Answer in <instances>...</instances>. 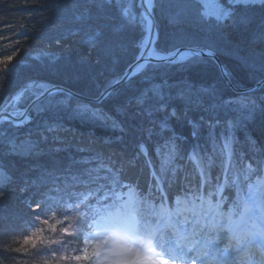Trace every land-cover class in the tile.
<instances>
[{
	"label": "rangeland",
	"instance_id": "374dc122",
	"mask_svg": "<svg viewBox=\"0 0 264 264\" xmlns=\"http://www.w3.org/2000/svg\"><path fill=\"white\" fill-rule=\"evenodd\" d=\"M159 1L160 0L154 2L159 4L160 3ZM195 1L199 4L200 7L199 11L201 14V17H197L196 19L194 18L195 16H191L193 12H195V8H198ZM134 3H135V10L133 7V3H131L132 7L128 11H131L135 15L134 18L135 17L137 18L138 28L135 31H129V32L128 30L120 31L121 33L118 32V35L115 36L109 35L110 38L108 39L107 42H105L103 36L105 35L106 30L100 27H97L96 29L93 30L89 29L88 36L91 35V37H89L90 38L89 41H93L94 46L99 44V49L97 50V52L93 54V51H89V53H91V56L86 61H82L80 59L78 60L73 59L74 61L72 60L71 64H69V66L66 67L65 73L63 72L64 74L61 77L62 79L57 80L58 83L56 82V84L44 86V84H41L40 82L30 81L29 83H27L25 86L22 87L19 86L16 82L12 81L11 84L10 83L8 84L10 91L3 93L4 97L2 98V100H0V108H4L6 105H8V102L20 90L29 87H30L29 92H34V90L36 92L39 90L42 91V92L40 91V94H38L37 97L43 95V93H45V91L50 86L56 87V85H58L65 88H69L73 90L75 93H79L82 97L85 98L90 96L89 93H91V97L92 96L94 97L95 95V97L98 98L100 93H102V91H105L111 85L116 84L120 80V78L126 73L128 68H130L131 65L135 63L143 53H145L147 57L164 56V58H170L178 48L198 47L204 50L208 49L214 52V50L212 49L214 46L217 47L216 50H220V52H223V50L221 49H223L224 45L227 43L223 42L222 38L217 36L216 27L217 26L221 27L220 23L224 22V20H226V18L229 15H231V13H233L234 10H232V8L236 7L237 5L251 4L258 6V5H263L264 0H194L193 2L189 0V2L184 3L182 6L178 4H173L171 6L165 4L164 6L165 8L164 7L147 8L149 9V12L153 16V17L150 16L152 17V20L146 14L147 9L143 10V8L140 7V10L136 11L137 3L135 0ZM176 7L179 10L176 11ZM120 11H121L120 12L121 15L124 16L125 18L126 17L130 18L132 16V14H130L128 11H124V9ZM199 31L200 33L207 34L208 37L207 36L205 38L200 37ZM209 32H211L212 34H209ZM112 39H116V40H114V42H111ZM240 41L241 40H239L236 44L240 43ZM37 57L38 56H35L36 59ZM195 57L197 56L184 54V56L174 58V60L168 62H163V63L149 62L146 64L147 67L143 68L142 71L133 74L131 78L128 79L127 82L122 83L123 85L122 84L120 85L121 88L120 86L116 87L117 89L113 88V90H111V92L108 95L102 97V99L100 100V104L103 103V101L105 100H107V102L109 103H112L111 107H107L106 112L107 111H109L110 113L115 112L116 116L117 115L121 116L123 113V118L125 121H133V119H135L133 114L135 113H142L144 111H148L147 113L149 114L148 115L149 117L146 115V117L143 120L144 123L142 122V120H137V123L140 124L139 121H141L144 125L145 123H147L148 120H151L150 119L151 112H149L150 110H159L161 108L168 107L171 105L173 107H176V104L178 103L177 98H179L180 96L192 95L200 99L201 105L198 107H189L187 109L184 107L181 108L182 112L184 111L187 112V116L185 117L183 116L182 117L183 119L178 120L180 128L188 129L189 128L187 127L188 125L193 127L191 128L192 130H189L187 134L185 133L186 132L185 130H180L178 127L171 125L174 122V118H176V116H178L179 112L181 111L178 109H176L175 111L173 110L166 111L165 117L163 119L164 120L163 128L164 130L167 129L166 131L168 132L163 133L162 135L160 134V132L159 133H153L151 131L146 132V136L153 135L154 139L153 138L152 139L153 142L156 143L155 146L160 147L162 145L164 146L165 149L168 148L167 149L168 151H171L172 153L175 154L174 159L167 164L168 168L166 167V169L165 168L157 169L156 174L162 177V179L166 181V186H167V183L171 182V168L176 165L180 166V169H178V177L179 178L187 177L186 180L187 188H185V191L187 192L183 193L182 195L185 196L184 201L191 202L188 204L189 208L193 207L194 205H198L200 203L198 197L205 196L206 188L208 187L210 188V185L208 183H206L203 180H200L199 178L195 181L192 180V176L194 175L192 173V167L194 166V168H196L197 170V167L201 165H198L199 163L196 161L200 158L203 159V157H205V155L208 153L205 152L206 150L204 148L201 149L199 148V145L201 143H203L205 146L206 144L211 142V144L213 145V149L211 148L212 150L209 148L210 149L209 156L214 157V161L212 160L209 166H207L206 168L204 167L206 169L205 173H207L208 176L212 177L213 174H215L214 172H217L216 169H220L222 171V176H221V180L219 181L221 182L222 180H227L228 186L232 191L235 189L236 185L233 183V177L231 180L228 178L229 175L228 172H230L231 165L233 164L234 161L233 160L234 151L232 150L235 147V142L236 141L239 142L240 146L243 145L244 142H248V144L244 145L247 146V148H245L244 151L241 150V152L243 151V153H239V157L235 158L237 161V165L233 169L234 170L233 172H235L237 168H239V164L243 166V162L245 160H254V159L257 160L264 158V147H262L264 142L259 143V140L255 141L254 139L255 135L262 134L261 137H264V91H262V88L264 89V81H263L264 76L247 86H243L242 84L238 85L236 81L239 82V80H234L228 75L230 77L228 79L230 81L228 82L227 78H223V76L220 74L226 71L225 65L222 66L219 65L218 69L219 68L220 69L219 70L217 69L218 72H216L209 65V62L203 61L201 63L198 62V65H202L205 68L207 66H210L213 72L212 71L211 73L208 71L202 72L204 73V75L197 74L196 72L194 73L196 75H191L190 77V73H188L186 70L187 69L189 70L190 68H192V66L191 67L189 66L187 68V65L190 64ZM200 58H208L209 60L213 61V58H211L210 56L200 57ZM14 65L15 64L12 62V64L9 66L8 71L11 70L14 67ZM155 65H162V66H158L159 68L157 69ZM191 65H195V64L192 63ZM155 69L158 71V73L165 72L169 76L164 77V79L163 77L159 78L161 74L160 75L155 74ZM219 75L222 76L224 80V85H225L224 87L227 86L228 89L230 88V91H234L233 92L234 98L232 100L230 99L219 100L216 101L215 104L210 105V100H209L210 98H206L209 91L206 92L205 87L209 86L210 92L215 91L218 88V83H220L219 81H221ZM17 77L15 76V78ZM137 77L141 80L143 79L141 83V85H143L144 87L143 93L141 94L139 92L140 90L137 89L132 90V92L129 93V91H127V86H129L131 80ZM165 79L169 81H174L175 79H179L180 80L179 88L181 89L175 92V94L173 93L170 95L166 94L164 92L165 89H162L161 87V85L165 83ZM184 79L186 80L182 81ZM198 82L201 83V87H203V90L200 93L196 92L193 88H190L193 87V85L199 86ZM6 83L7 82H4V84ZM258 83H261L262 85L258 86ZM77 88H81L86 93L80 91L77 92L76 91ZM251 89H259L258 91H262V92L258 93L256 96H252L251 98L246 95L247 93H251L247 91ZM29 92L26 93L27 96H29L28 95ZM226 92L229 91L226 90ZM56 93L64 94L65 92L56 91ZM56 93L48 94L45 96V98L52 95H56ZM143 94L147 96L142 97L141 95ZM69 95L74 97L71 94ZM24 96L20 100H23ZM45 98L36 101L35 104L32 105V107H29L30 110H28L26 116L29 117L30 114H32L33 112L32 110H35L36 104L39 103L40 101L45 100ZM76 99L88 103V101H86L85 99H81L79 97ZM67 101L60 100L56 103H58L57 106L66 107L65 103H67ZM19 107L20 108L17 107L16 109H23V107L21 106ZM210 107H213L214 111L213 108ZM221 107L226 108L224 110V113L226 115L230 114V117L235 118L234 126L231 127L228 124L227 126L222 124L221 125L222 129L220 128L219 123L221 122V120L219 119V116L220 114H224L221 111L222 109ZM51 108H56V105L51 106ZM119 109L122 112L121 114L118 113ZM0 112L3 113L4 111H0ZM22 112L24 113L25 110ZM92 114H94L93 117L95 116L97 117L95 106L94 109L92 110ZM160 114H162V112ZM89 119L90 118H87V116H85V114L82 113L79 114L78 116L77 115L70 116L66 121H68V123H73L74 121L76 122L81 121L82 123L79 124L80 125L83 124L81 126H84V128L90 134L94 135L95 137L93 139L95 140L94 144L99 147L104 146L101 149H103V152L105 151L107 152L108 149L106 148L105 143L110 144L111 142V135H110L111 130H109L108 122L104 118H102V116L98 117L96 120L97 125L95 128V132L92 133L91 130L89 129V125L93 120L91 121V119L90 120ZM63 120H65V118H62V121L59 123L65 124V121ZM199 120H202V122L198 123ZM242 123H245L247 128H249V130H246L245 126H242L240 128V125H242ZM123 127H127L128 130H130L131 138H133V136H139L138 137L139 139L138 138L137 139L139 141L140 146L138 147H140V151L139 148L138 151L146 156L148 152V146L142 141L144 140L145 137V133L142 131V127L136 129L134 128L136 126H133L132 122L128 123V125H123ZM134 130H137L138 132H135ZM61 132H63V134H65V136L68 137V139L69 136L79 134L78 128L75 126H69L68 130L64 129L60 131V133ZM116 132H118V129H116ZM117 135L118 133H115V136ZM140 136H141V140H140ZM155 136L157 137L156 139ZM64 138H60V140H63ZM68 141L66 145L70 146V144L72 143L70 142L68 144ZM216 143H220L219 147L222 145L220 150L216 149L217 148L215 147ZM141 145L146 146V153L141 151ZM225 145H228L229 147L226 148ZM252 147H258L261 149V151L253 152L251 150ZM235 149L237 153L239 150H237V148ZM96 153L98 152L96 151ZM221 154L224 155V158L222 159L217 158V157H221L222 156ZM119 156L120 159L115 164V166L123 165L124 168L127 169L126 171L127 174H129L128 172L129 170H131L132 173L130 175L138 178L142 186L148 187L151 184L156 183V180H154V178H150L149 174H148L149 176L148 178L145 177L142 179L141 177L143 176L138 172H136L138 167L137 164L136 163L134 164V162H130L128 156L125 155L124 156L119 155ZM136 162L139 165L140 163H142V160ZM89 163L90 161L88 160V158L83 156L81 157V159H75L73 161H70V163H68L67 161V166L70 167L69 169L74 170L75 168L74 164H76L78 169H83L90 167ZM96 163L97 160L93 162V164ZM150 164L153 163L151 162ZM202 166H204V164H202ZM219 175L220 174L218 173L215 174L214 175L215 178H213L212 180L215 179L214 181H218ZM255 175L256 174H252V176H250V179H254ZM184 183L185 181L178 179L175 187L173 189H170V193L171 191L179 190L181 187H184ZM260 189H261L260 186L254 184L253 188L246 192V199L248 200V202L251 201V199L253 198L254 200L253 204L256 199V203L264 205V200H262ZM262 191H264V189ZM165 196L167 197L168 194L165 193ZM232 196L233 193L231 196L228 197L229 203L223 204L222 207L224 211L230 209L229 204L232 201ZM214 200H217V197ZM169 203L171 204L173 210L177 207L176 203H173L171 198H169ZM253 204L251 205L253 206ZM225 206H228V208H226ZM242 211H243L242 207L240 206L236 207V215H235L236 223L230 229H228V231L221 234V239L218 242H214L210 245V249H214V252H218L219 254H222L220 258L225 261V264H230L234 260L233 257H235L237 254L239 243H237L235 248H232L225 253L223 248L224 238L229 234L232 237H234V239L236 238V236H239L242 239V243H244L242 247L244 246L247 247L250 242V233L255 231L254 224H255L256 215L254 214L257 212V205H254L253 210L249 213L244 214L243 218L241 219L240 214ZM192 219L194 220L195 218L193 217ZM184 226H186L187 229L192 227L191 223L185 224ZM204 231H207V228H204L202 230L201 233L202 236ZM235 241L238 240L236 239ZM240 256L243 257V254Z\"/></svg>",
	"mask_w": 264,
	"mask_h": 264
},
{
	"label": "trees",
	"instance_id": "16d2710c",
	"mask_svg": "<svg viewBox=\"0 0 264 264\" xmlns=\"http://www.w3.org/2000/svg\"><path fill=\"white\" fill-rule=\"evenodd\" d=\"M39 1L40 0H0V37L7 35L10 40L19 41V43H16L14 48L10 50L19 51V55L12 61L16 66L14 65L11 70L7 71L3 78H0V100L4 97V92L10 91L8 84H11L12 81L22 87L30 81L40 82L41 84H44V86L53 85L56 84V82L58 83L57 80L62 79L61 77L65 73L66 67L71 64L73 59H80L82 61L89 59L91 56L89 51H93L94 54L99 49V44L94 46L93 41H89V37H91V35L88 36L89 29L93 30L100 27L106 30V36L104 35L103 38L105 42H107L110 38L109 35L115 36L118 35V32L120 31L128 30L129 32L135 31L138 28L137 21L130 18L126 19L121 15L120 10H122L123 6H119L118 4H108L105 0H63L61 8H64L66 11L71 9V12H69L67 16L62 15L57 9L56 11H50V7L46 8V13H48L49 16L42 18L40 16L42 8H39ZM165 2L167 5L171 6L174 2L187 3L189 0H165ZM196 5L198 8H195V13L200 14V7L197 2ZM232 10H234L233 13H231L224 22L220 23L221 27H216L217 36L221 37L222 41L227 43L224 45V48L221 49L223 52L216 50V46L212 49L215 53H219L223 57V64L225 65L228 75L234 80H239V82L236 81L238 85L242 84L243 86H247L264 76V4L258 6L251 4L237 5L232 8ZM194 18L196 19L197 17L195 16ZM209 34L212 33L209 32ZM206 36L208 37L207 34L200 33V37L205 38ZM114 40L116 39H112L111 42H114ZM239 40H241L240 43L236 44ZM2 43H4V41L0 40V44ZM35 56H38L37 59ZM203 61L209 62V65L214 68L213 61L208 58L195 57L194 60L187 65V68L192 66V68L186 70L190 73V77L191 75H196L194 74L196 72L200 75H204L202 72H213L210 66L205 68L202 65H198V62L201 63ZM192 63L195 65H191ZM158 66L162 65H155L157 69L159 68ZM214 70L218 72L216 68H214ZM155 74H161L159 78L163 77V79L164 77L169 76L165 72L158 73L156 69ZM15 76L18 77L15 78ZM219 78L222 83L219 81L220 83H218V88L215 91L210 92V87H205V91H209L206 98H210V105L215 104V102L219 100H232L234 98V91H230V88L228 89L227 86L224 87L225 85L222 76L219 75ZM185 80L186 79L182 81ZM142 81L143 79L141 80L138 77L134 78L131 80L129 86H127V91L130 93L132 90L137 89L140 90L139 92L142 94L144 89L143 85H141ZM4 82L7 83L4 84ZM179 82V79H175L174 81L165 79V83L162 84L161 87L162 89H165L164 92L166 94H175V92L181 89L179 88ZM198 84L199 86L193 85V87L190 88H193L196 92L200 93L203 90V87H201V83L198 82ZM226 90L229 92H226ZM40 91L41 90L36 92L34 90V92H29V96L25 94L23 98V101H25L24 104H27L35 96L40 94ZM76 91L86 93L81 88H77ZM262 91H264L263 88ZM262 91L251 92L246 95L252 98V96H256ZM89 95H91V93H89ZM141 96L146 97L147 95L143 94ZM177 99L178 103L176 104V107L171 105L159 110L149 109V112H151V120H148L147 123L143 125L144 118L146 115H149L147 113L148 111L135 113L133 114L135 118L133 121H125L120 109L118 110V113H122L121 116H116L115 112H106L107 107H109V104L111 107L112 103L105 100L100 105H95L97 117H93L94 114H92V110L94 109V104L85 103L69 94L56 93V95L49 96L45 98V100L37 103L35 110H32L33 112L29 116L30 119L26 120L25 123L11 124L9 121L0 123V167H6L11 171L12 175L16 177V183L18 186L25 177H35L38 174L43 173L45 170L52 172H55V168L58 172L71 170L69 169L70 167L67 166V161L70 163V161L81 159V157L86 155L88 159L92 161L90 162L91 164L96 161L93 157L103 159L104 162L109 164H112L113 162L116 164L120 159L119 155L127 156V154H129L133 155L132 157L128 156L129 161L134 162V164L136 163L138 166L136 172L141 174L143 178H148L149 173L147 172H149V168L151 167L149 164L151 162L159 167L157 169H166V167L168 168L167 164L171 159H169L168 156L165 157L163 154L159 153V151L163 150L167 152L168 148L165 149L162 145L160 147L155 146L156 143L153 142V135L146 136V132H160L161 135L168 132L166 131L167 129L164 130L163 128V119L168 110L175 111L176 109L181 110L183 107L187 109L189 107H198L201 105L200 99L196 96L186 95L180 96ZM60 100L67 101V103H65L66 105L64 104L66 107L57 106L58 103L56 102ZM54 105H56V108H51V106ZM221 108V111L224 113L226 108ZM161 112L162 114H160ZM82 113H84L87 118H90L91 121L93 120L90 125L88 124L92 133L95 132L97 125L96 120L98 117L102 116V118L108 122L109 130H111V133L113 134L110 133V144L105 143L106 148L108 149L107 152H103V149H101L104 146H94V135L90 134L84 126H81L83 124H79L82 123L81 121H74L73 123H68V121H66L70 116H78ZM228 115L225 113L220 114V128L222 127V124L226 126L228 124L231 127L234 126L235 118L230 117V114ZM183 116H187V112H182L181 110L178 116L174 118L173 124H170L178 127L180 130H185V133L187 134L193 127L188 125V129L180 128L178 120L183 119ZM62 118H65V120H63L65 121V124L59 123L62 121ZM137 120H142L143 123L139 121V124L137 123ZM130 122H132L133 126H136L134 127L136 129L142 127V131L145 133L144 140L142 141L148 146V155L145 156L139 152V136H133V138H131L130 130H128L127 127H123V125H128ZM201 122L202 120L198 121V123ZM69 126L77 127L79 134L69 136L68 139V137L65 136L63 132L60 133V131L64 129L68 130ZM242 126H245L246 130H249L245 123H242L240 128ZM116 129H118V132H116ZM134 131L138 132L137 130ZM115 133H118V135L115 136ZM261 135L262 134L255 135V141L259 140V143L264 142V137H261ZM60 138L64 139L60 140ZM156 138L157 137L155 136V139ZM35 140L42 142V150L37 151L35 149ZM67 141L68 144L70 142L72 144H70V146L66 145ZM239 144L240 143L236 141L235 147L232 150L234 151V161L231 165L230 172H228V178L230 180L233 177V169L237 165L235 158L239 157V153H243L244 149L247 148V146L244 145H247L248 142H244L241 146ZM219 145L220 143L215 144L217 150L221 149L222 145L220 147ZM150 147L157 148L159 151L155 152L150 150ZM262 147H264V144ZM93 148L98 153H96ZM199 148H204L206 150L205 152H208L205 155V163L209 166L211 163L207 162L210 160L214 161V157L209 156L210 149H213V145L211 142L205 146L201 143ZM235 148L239 150L237 153ZM241 150L243 151L241 152ZM83 151L86 155L83 154ZM40 152H45L47 157L51 159L47 165V169L44 170L43 162L38 160ZM168 152L173 154L171 151ZM135 155L141 156L136 159ZM217 158L222 159L224 158V155ZM139 160H142V163L138 165L136 161ZM253 161H255V159ZM205 163L204 166H206ZM74 165V170H80L76 164ZM161 165L163 168L160 167ZM239 168H243V166L239 164ZM216 171L217 172H214L215 174H220L218 176L219 181L221 180L222 171L220 169H216ZM192 173H196V168H194V166L192 167ZM215 174L210 177L212 182L215 180H212L215 178ZM218 181H214V183L216 184ZM208 191L209 187L206 188L205 195ZM225 193H227L228 195H225L229 197L232 195L233 191L229 187ZM19 198L18 192H11L9 193L8 199L5 201V205L10 206ZM213 198L215 199L216 197L213 196Z\"/></svg>",
	"mask_w": 264,
	"mask_h": 264
},
{
	"label": "clouds",
	"instance_id": "9594fccd",
	"mask_svg": "<svg viewBox=\"0 0 264 264\" xmlns=\"http://www.w3.org/2000/svg\"><path fill=\"white\" fill-rule=\"evenodd\" d=\"M0 78L7 73L18 50L10 51L19 41L0 37ZM146 65H139L133 74L142 71ZM30 91L24 88L8 102L17 108L20 99ZM10 110L7 106L0 111ZM11 115L23 116L17 109ZM30 119L25 116L23 124ZM8 117H0V123ZM228 148V145H225ZM253 152H260L252 147ZM146 153V146L141 145ZM230 158V157H229ZM93 167L80 170L52 172L45 170L35 177H25L17 186L14 177L6 167H0V264H225L218 252L210 253V244L218 242L227 228H207V231L192 233L182 229L184 238L166 226L160 217L161 207L184 200L187 177L179 178V165L171 168V182L157 179L155 184L144 187L138 178H132L123 165L115 166L97 159ZM206 169L197 167L192 176L210 185L201 199L207 201L213 196L223 206L229 203L225 189L227 180L214 184ZM256 174L254 179H250ZM150 178L155 170L150 168ZM185 181L184 187L171 191L178 181ZM233 190L230 208L240 206L249 213L253 206L246 199V192L253 185H264V158L245 160L243 168L233 173ZM18 192L19 199L12 205H5L9 193ZM165 193L168 196H165ZM264 200V191L261 192ZM261 216L264 207L257 206ZM250 242L237 258L236 264H264V226L254 224ZM230 234L224 238L225 253L237 245Z\"/></svg>",
	"mask_w": 264,
	"mask_h": 264
},
{
	"label": "bare ground",
	"instance_id": "6f19581e",
	"mask_svg": "<svg viewBox=\"0 0 264 264\" xmlns=\"http://www.w3.org/2000/svg\"><path fill=\"white\" fill-rule=\"evenodd\" d=\"M62 1L63 0H40L39 1V8H42V12H41V14H40V16H41V18L42 17H48L49 16V14L48 13H46V8H50L51 7V9H50V11H56V9L59 11V12H61V14L62 15H66L67 16V14L69 13V12H71V9H69L68 11H66L64 8L62 9L61 8V3H62ZM105 1H107V3L108 4H118L119 6H123L122 7V10L124 9V11H128L129 9H131V3H133V7H134V10H135V3H134V0H105ZM136 1V3H137V5H136V11H139L140 10V7H142L143 8V10H145V9H147V8H150V7H160V8H163L164 6H165V4H166V2H165V0H160L159 2V4H157V3H155L154 1H157V0H135ZM185 1H188V0H185ZM192 2H193V0H191ZM131 2V3H130ZM48 4V6H47V4ZM52 3V4H51ZM184 3H186V2H182V3H175L174 2V4H178V5H180V6H182ZM63 4V3H62ZM171 5H173V4H171ZM125 7V8H124ZM165 8V7H164ZM177 10H179L177 7H176V11ZM167 11V10H166ZM165 11V12H166ZM130 14H132V16L130 17V19H132V20H134V21H137V18L135 17L134 18V14L131 12V11H128ZM191 16H196V17H201V15L200 14H197V13H195V12H193V14L191 15ZM191 16H190V18H191ZM126 19H128L127 17H126ZM181 19H182V17H181ZM191 48H193V47H191ZM193 49H195V48H193ZM196 49H198V50H203L204 52L206 51V50H208V49H206V50H204V49H201V48H196ZM210 51V50H209ZM214 53V52H213ZM214 54H216L215 56V59H213V65H214V68H216V69H218V66L220 65V64H222V63H224V59H223V57L219 54V53H214ZM197 57H206V56H200V55H196ZM212 58V57H211ZM220 64H219V63ZM222 65H224V64H222ZM221 66V65H220ZM213 68V69H214ZM220 69V68H219ZM218 69V70H219ZM223 69V68H222ZM224 70V69H223ZM222 76H223V78H226V76L228 77V78H230L229 76H228V73L226 72V71H224V72H222V73H220ZM128 81V80H127ZM126 81V82H127ZM125 83V82H124ZM123 85V84H122ZM52 87H55V86H50L49 88H52ZM48 88V89H49ZM120 88H121V86H120ZM115 89H117V88H115ZM114 89V90H115ZM256 90L258 91L259 89H252L251 91H248V92H256ZM105 91H102V93H100V95H99V97L97 98V97H95V95H94V97L92 96L91 97V95L89 96V97H87V98H85L86 99V101H87V99H89L88 100V103H91V104H94V106L95 105H97V104H100V101H98V99H100V96L104 93ZM64 94H66V93H64ZM95 94V93H94ZM98 96V95H97ZM36 97L37 96H35L34 97V99L33 100H31L30 102H28L27 103V105L26 104H24L25 103V101H23V100H20L19 101V103H18V105H17V107L18 108H20L19 106H21V107H23V109H19L20 111H24L25 110V114L23 115V116H15L16 118H18V119H10V118H8V121L11 123V124H19L20 123V121H22V120H24V117L26 116V114L28 113V110H30L29 109V107H30V105L32 104V102L36 99ZM101 100V99H100ZM19 104H22V105H19ZM109 104V103H108ZM25 105V106H24ZM7 107H8V109H10V110H6V111H4L5 113H7L8 115H10V116H12L11 115V112L12 111H16L17 109L16 108H11V106L8 104V105H6ZM109 107H110V104H109ZM0 113H2V112H0ZM13 117V116H12ZM20 119V120H19ZM34 144H35V149L37 150V151H40V150H42L41 149V147H42V142H39L38 140H35L34 141ZM94 146H96V145H94ZM150 150H153V151H159L157 148L155 149V148H153V147H150L149 148ZM164 151V150H163ZM159 151V153L160 154H163L165 157H169V159H171V161L174 159V156H175V154L173 153V154H170L168 151L166 152V151ZM83 154H85L84 153V151H83ZM86 155V154H85ZM147 155H148V152H147ZM127 156H130V157H132L133 155H129V154H127ZM141 155H135V157H136V159L137 158H139ZM85 157H87V155L85 156ZM150 157V156H149ZM88 158V157H87ZM40 162H43V170L44 169H47V165H48V163L51 161V159L49 158V157H47V154L45 153V152H40L39 153V159H38ZM89 160V159H88ZM54 161V160H53ZM90 162H92L91 160H89ZM196 162H198L199 164L198 165H202V164H204L205 163V157L202 159V158H200V159H198ZM211 162V160L210 161H208L207 163H210ZM195 164H197V163H195ZM150 166H151V169H154L155 170V178H154V180H156L157 181V179H160V180H163L162 179V177H160L159 175H157L156 174V169L157 168H159V167H157L156 165H154V164H149ZM205 165L206 166H203V167H207L208 165L205 163ZM89 166L90 167H93V166H95V164H90L89 163ZM160 167H162L163 168V166L161 165ZM150 169V168H149ZM55 170V172H58L57 170H56V168L54 169ZM129 174V176H131L130 174L132 173L131 172V170H129V172H128ZM149 173H150V171H149ZM205 175L206 176H208V174L207 173H205ZM141 176V175H140ZM132 178H136V177H133V176H131ZM142 179H143V177H141ZM224 179V178H223ZM144 182H145V180H144ZM220 183V181H218L216 184H219ZM261 187V189H260V191L262 192V190L264 189L263 187H264V185H262V186H260ZM228 186L226 187V189H225V191H227L228 190ZM226 195H228L227 193H225ZM257 198V197H256ZM216 201V200H215ZM253 198L251 199V201H249V203H251V204H253ZM254 205H259V206H261V207H264V205L263 204H258V203H256V199H255V202H254V204H253V206ZM170 209H172V207H171V204L169 203V206H168ZM226 208H228V206H225ZM254 215H256V218H255V224H258V225H262V226H264V216H261L260 215V213H259V211L257 210V212L254 214ZM184 227V229H187L186 228V226H183ZM243 238V237H242ZM238 240L237 242L239 243V246H238V251H237V254H236V256L235 257H233V261L230 263V264H236V260H237V258H240L241 259V261L244 259V257H241L240 255H242L243 254V251L245 250V248H246V246H244V247H242V245H244V243H242V239H241V237H239V236H236V238H235V240ZM224 243V242H223ZM211 245V244H210ZM211 251H210V255H211V253H213L214 252V249H210Z\"/></svg>",
	"mask_w": 264,
	"mask_h": 264
},
{
	"label": "snow or ice",
	"instance_id": "6c2138e0",
	"mask_svg": "<svg viewBox=\"0 0 264 264\" xmlns=\"http://www.w3.org/2000/svg\"><path fill=\"white\" fill-rule=\"evenodd\" d=\"M200 203L189 208L190 201L177 200V207L173 210L169 207H161L160 217L165 221L166 226L176 231L180 238H184V225L191 223L192 233L196 234L197 231H202L204 228H219L224 227L230 229L235 223L236 208H230L227 211L214 200H203L198 197ZM245 212L240 214L241 219ZM195 218L194 220L192 218Z\"/></svg>",
	"mask_w": 264,
	"mask_h": 264
},
{
	"label": "water",
	"instance_id": "95a60500",
	"mask_svg": "<svg viewBox=\"0 0 264 264\" xmlns=\"http://www.w3.org/2000/svg\"><path fill=\"white\" fill-rule=\"evenodd\" d=\"M146 14L150 17L152 16L151 13L149 12V9H147L146 11ZM153 17V16H152ZM152 17L151 20H152ZM153 22V21H152ZM184 54H190V55H200V56H210L212 57L213 59H215V55L212 51H209V50H206L205 52L203 50H198V49H193V48H178L174 54L170 57V58H164L163 57H160V56H154V57H147V55H145V53H143L140 58L131 65L130 68H128V70L126 71V73L120 78V80L116 83V84H113L111 85L107 90H105V92L100 96V99H102V97H105L106 95H108L111 90H113V88H116L118 86H120L122 83L126 82L129 78H131V76L133 75V70L135 68H137V66L139 65H146L147 63L149 62H154V63H163V62H168V61H171V60H174V58H178L180 56H184ZM219 63V62H218ZM220 64V63H219ZM222 66V64H220ZM223 68V67H222ZM224 71V70H223ZM227 80L229 79L227 76H226ZM230 80H228L229 82ZM264 81V80H263ZM262 85L261 83H258V86ZM257 86V87H258ZM252 90V89H251ZM251 90H247V91H251ZM56 91H61V92H65V93H69L71 95H73L74 97L76 98H81V99H85L84 97H82L79 93H75L73 90L69 89V88H65V87H62V86H58L56 85V87H52V88H49L45 91V93H43V95L37 97L33 102L32 104L30 105V107H32L33 104H35L36 101L40 100V99H43L45 98L46 95L48 94H52V93H56ZM100 99H98V101H100ZM86 100V99H85ZM89 99H87L88 101ZM0 117H8L10 119H18L16 117H12L10 115H8L7 113L3 112V113H0ZM20 120V119H19Z\"/></svg>",
	"mask_w": 264,
	"mask_h": 264
}]
</instances>
